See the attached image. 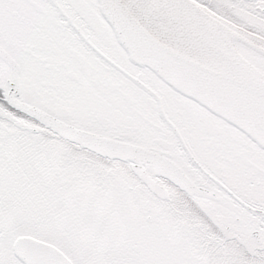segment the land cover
<instances>
[{
    "label": "snow or ice",
    "instance_id": "1",
    "mask_svg": "<svg viewBox=\"0 0 264 264\" xmlns=\"http://www.w3.org/2000/svg\"><path fill=\"white\" fill-rule=\"evenodd\" d=\"M0 264H264V0H0Z\"/></svg>",
    "mask_w": 264,
    "mask_h": 264
}]
</instances>
